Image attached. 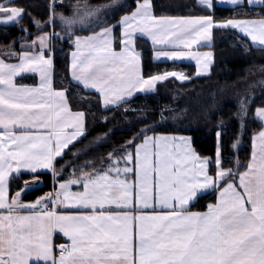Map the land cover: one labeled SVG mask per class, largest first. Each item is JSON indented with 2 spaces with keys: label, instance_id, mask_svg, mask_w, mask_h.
I'll list each match as a JSON object with an SVG mask.
<instances>
[{
  "label": "snow or ice",
  "instance_id": "6c2138e0",
  "mask_svg": "<svg viewBox=\"0 0 264 264\" xmlns=\"http://www.w3.org/2000/svg\"><path fill=\"white\" fill-rule=\"evenodd\" d=\"M198 2L210 14L158 16L153 0H134V8L108 23L110 17L102 13L113 5L78 4L72 15H65L56 10L63 0H50L47 20L31 19L38 35L26 40L32 33L21 25L26 35L13 43L24 40L21 48L38 51L11 53L16 62L0 58V264H31L32 258L45 264H264V127L252 133L247 163L237 156L234 167L226 166L233 158L225 154L223 121L214 156L203 157L190 136L156 133L153 122L104 156L85 161L78 172L73 166L67 178H60L66 165L57 170L58 158L85 133L86 113L73 111L66 89L54 87V56L46 55L53 52V41L72 37V79L86 90H98L105 108L119 106L138 90H153L170 77L190 79L176 69L144 74L138 33L161 49L157 58L194 57L197 74L210 70L213 52L193 51V46L210 41L214 27L238 29L253 45L264 47V14L217 19L213 0ZM241 2L231 0L233 6ZM243 2L258 6L253 0ZM25 15L31 13L19 0H0V24H19ZM58 23L61 31H56ZM45 27L51 31H40ZM88 28L98 30L74 35ZM25 72L39 73L40 83L18 84L17 76ZM251 103L247 94L240 97L235 115L241 133ZM253 118L264 124V106L255 108ZM238 144L239 139L232 148ZM41 169L51 170L52 190L21 202L26 189L42 183L36 177ZM22 170L33 178L11 194L10 179ZM213 189L217 198L205 211L187 210ZM60 205L81 210L58 211ZM106 206L132 210L104 211ZM149 206L167 210L146 211ZM58 233L66 242L55 243Z\"/></svg>",
  "mask_w": 264,
  "mask_h": 264
},
{
  "label": "trees",
  "instance_id": "16d2710c",
  "mask_svg": "<svg viewBox=\"0 0 264 264\" xmlns=\"http://www.w3.org/2000/svg\"><path fill=\"white\" fill-rule=\"evenodd\" d=\"M112 9L102 13L108 23H114L120 16L135 7L134 0H63L57 5V11L65 15H72L74 6L87 4L90 6L110 3ZM156 15L190 16L210 14L198 0H153ZM28 8L31 16L25 15L19 24L7 26L0 24V46L13 43L16 38L25 36L21 25H27L32 35L38 34L31 19L46 21L48 18L50 0H19ZM264 14V3L249 7L247 4L226 7L214 5V15L217 19H225L234 15L255 17ZM102 27L105 25H101ZM56 25V31H61ZM98 28H88L87 31H77L74 35H87ZM40 31H51V28H41ZM120 29H116L119 35ZM67 35V34H65ZM17 41L14 43L17 45ZM53 84L57 88H65L69 105L72 110H83L85 117V133L77 141L72 142L58 158L57 170L60 165H66L62 170L61 179L67 178L68 173L76 166L77 172L85 161H92L106 154L111 147L122 144L138 132L142 125L155 122L156 133H170L187 135L192 138L193 147L200 156H214L216 146V132L223 121V143L225 154L239 157L242 164H246L251 154V136L254 130H259L262 124L254 119L257 106H264V48L254 47L249 41L237 34L231 28H213L211 49L213 58L210 73L195 75L193 64L184 62H158L152 57L153 46L144 38L137 37L136 48L142 53V67L144 74H154L164 70H182L190 77L187 81L168 78L159 82L156 88L146 94H137L128 99L125 104L104 108L99 95L86 90L71 80L69 74V53L73 49L72 37L54 40ZM252 68H261V75H247ZM251 71V70H250ZM19 83H31L35 78L23 76L17 79ZM247 94L251 99L247 128L242 131L239 118L236 117L237 107L242 95ZM131 108L133 111H125ZM163 110V112H161ZM146 115L148 119H140ZM107 117V122L104 118ZM114 130L111 135L100 143H94L103 133ZM239 134V135H238ZM239 139L236 149L232 148L234 141ZM95 166V165H90ZM241 171L243 168L240 169ZM36 177L42 181L37 187L25 190L21 201H33L43 193L51 191L54 183L51 171L37 172ZM33 177L28 172L15 174L10 179V193L15 194L18 188L24 186V181ZM215 190L199 196L188 207L189 209H205L209 202H213ZM58 240V239H56Z\"/></svg>",
  "mask_w": 264,
  "mask_h": 264
},
{
  "label": "crops",
  "instance_id": "0c3cea01",
  "mask_svg": "<svg viewBox=\"0 0 264 264\" xmlns=\"http://www.w3.org/2000/svg\"><path fill=\"white\" fill-rule=\"evenodd\" d=\"M213 2H214V5H220V6H226V7H233V5L231 4V0H213ZM253 3H254V5H261V3H262V0H253ZM200 4V3H199ZM243 4H246V3H244L243 2V0H242V2L239 4V5H243ZM201 5V4H200ZM174 17H179V16H174ZM221 28H224V27H221ZM231 29H233L237 34H239L240 36H242V37H244V38H246V35L245 34H243V33H241L240 32V30H238V29H235V28H231ZM39 34V33H38ZM38 34H36V35H38ZM88 35V34H87ZM35 36V35H34ZM33 36V37H34ZM83 36V35H82ZM32 37V38H33ZM137 37H142V38H144V39H146L152 46H153V53H152V57H153V59L155 60V61H158V62H179V63H181V62H184V63H189V64H193L194 65V68H195V75H197V76H202V75H207L208 73H210V70H211V65H212V63L210 64V66H209V68H210V70L208 71V72H206V73H199V74H197V64H196V60H195V58L194 57H180V58H175V59H172V58H164V57H159V58H157L156 56H155V52L156 51H159V50H161V49H159L158 47H156V46H154L153 45V42H152V40H151V38L150 37H148L146 34H142V33H138L137 34ZM31 38V39H32ZM31 39H29V40H31ZM248 41H249V43L252 45V46H254V47H261V46H259V45H253L251 42H250V38H246ZM25 41L24 40H22V41H20V42H18L17 43V45H15L14 43H10V44H5V45H1L0 46V58H4V59H6V60H9L10 62H16V58L14 57V56H12L11 55V53H14V52H23V51H38V49H34V48H21V44L22 43H24ZM211 44H212V39L210 40V41H201L200 42V44L199 45H196V46H193V51H201V52H205V51H211V52H213V50L211 49ZM261 48H264V47H261ZM167 50H182V49H172L171 47L169 48V49H167ZM72 51V50H71ZM71 51H70V53H69V65H70V62H71ZM139 51V50H138ZM140 52V51H139ZM46 55H48V53H46ZM69 74H70V78H71V80L72 81H74L73 79H72V77H71V73H70V70H69ZM23 76H30V77H33V78H35V81L34 82H31V83H19L18 81H17V79L18 78H20V77H23ZM176 79H178V78H176ZM179 80V79H178ZM16 82L18 83V84H23V85H30V86H34V85H38L39 83H40V76H39V73H36V72H25V73H21V74H19L18 76H17V78H16ZM75 82V81H74ZM75 83H77V82H75ZM159 83V82H158ZM157 83V84H158ZM77 84H79L80 86H81V84L80 83H77ZM85 89V88H84ZM154 90V89H153ZM153 90H149L148 92H145V91H143V90H138L136 93H134L133 94V96L134 95H137V94H146V93H150V92H152ZM92 91H94V92H96L97 94H98V90H92ZM99 95V94H98ZM132 96V97H133ZM132 97H130V98H132ZM130 98H128V99H130ZM101 104H102V102H101ZM102 106L105 108V106L102 104ZM109 107H113V106H109ZM73 111H75V110H73ZM255 112V111H254ZM262 127H264V124H262ZM192 142V141H191ZM192 146H193V144H192ZM251 151H252V144H251ZM203 157V156H202ZM42 171H51V170H48V169H41V170H38L37 172H42ZM243 171V170H242ZM22 172H28V170H22ZM130 181H133L134 179H135V175H134V173H132V174H129L128 175V177H127ZM76 188H77V186H73V190H76ZM210 191H212V190H207L206 192H205V194L206 193H208V192H210ZM203 195V194H202ZM201 196V195H200ZM199 197V196H198ZM216 198H217V191L215 190V197H214V201L216 200ZM197 198H195L192 202H190V204L191 203H193L195 200H196ZM213 201V202H214ZM21 202H23V201H21ZM190 206V205H189ZM188 206V207H189ZM207 209V207L205 208V209H202V210H195V209H189V208H187V210H189V211H205ZM4 209H3V207L2 206H0V211H3ZM57 210L58 211H63V210H69V211H73V210H81V209H77L75 206H71V205H68V206H64V205H60V206H58V208H57ZM99 210V209H98ZM132 209H130V208H123V207H117V206H111V207H108V206H106L105 207V209H104V211H112V212H121V211H131ZM146 211H153V210H156V211H161V210H167V209H162V208H160L159 206L157 207V208H155V209H153L151 206H149L148 208H146L145 209ZM37 211H39V210H37ZM56 239H58L59 241L61 240H65L64 238H63V236H62V234L61 233H58L57 235H56V237H55V240ZM31 264H45V262L42 260V259H40V260H37L36 258H32V261H31Z\"/></svg>",
  "mask_w": 264,
  "mask_h": 264
},
{
  "label": "rangeland",
  "instance_id": "374dc122",
  "mask_svg": "<svg viewBox=\"0 0 264 264\" xmlns=\"http://www.w3.org/2000/svg\"><path fill=\"white\" fill-rule=\"evenodd\" d=\"M103 5H111V2L110 3L103 4ZM260 69L259 68H252V69H250L251 71L250 70L248 71V73L246 74V76L247 75L249 76V75L255 74L254 76L258 78L261 75L260 72H262V70H260ZM37 186H34V187H37ZM26 190H28V189H26Z\"/></svg>",
  "mask_w": 264,
  "mask_h": 264
},
{
  "label": "built area",
  "instance_id": "2783aa9c",
  "mask_svg": "<svg viewBox=\"0 0 264 264\" xmlns=\"http://www.w3.org/2000/svg\"><path fill=\"white\" fill-rule=\"evenodd\" d=\"M62 243H64V242H62ZM59 244H61V242L57 243V245H59Z\"/></svg>",
  "mask_w": 264,
  "mask_h": 264
}]
</instances>
